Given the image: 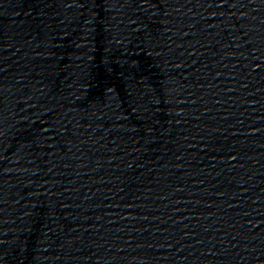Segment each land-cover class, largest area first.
Instances as JSON below:
<instances>
[{"label":"water","instance_id":"water-1","mask_svg":"<svg viewBox=\"0 0 264 264\" xmlns=\"http://www.w3.org/2000/svg\"><path fill=\"white\" fill-rule=\"evenodd\" d=\"M0 264H245L163 0H0Z\"/></svg>","mask_w":264,"mask_h":264}]
</instances>
